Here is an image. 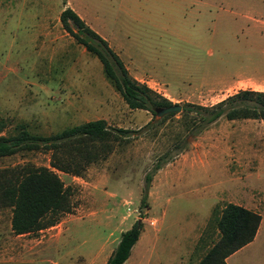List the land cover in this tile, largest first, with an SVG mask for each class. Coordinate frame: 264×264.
Wrapping results in <instances>:
<instances>
[{
	"label": "rangeland",
	"instance_id": "1",
	"mask_svg": "<svg viewBox=\"0 0 264 264\" xmlns=\"http://www.w3.org/2000/svg\"><path fill=\"white\" fill-rule=\"evenodd\" d=\"M64 1L0 0V118L7 124L0 134L19 122L48 134L104 118L138 130V136L116 144L82 176L55 169L72 186L73 206L54 225L15 234L10 207H1L0 264H104L136 220L143 222L137 242H149L145 226L156 227L163 210L172 223L169 244L191 220L192 252L185 264H195L217 238L212 225L224 204L254 203L264 217V119L221 117L184 142L181 112L146 127L153 113L129 108L105 78L100 59L64 29L57 14ZM70 1L113 39L133 77L149 80L173 103L209 105L239 89L264 91V31L250 28L248 20H217L188 7L175 19L132 20L117 0ZM178 144L184 149L175 154ZM167 152L171 161L153 174L144 206V175ZM49 160V151H18L0 156V167L50 166ZM261 238L241 250L235 264H264V229Z\"/></svg>",
	"mask_w": 264,
	"mask_h": 264
},
{
	"label": "trees",
	"instance_id": "2",
	"mask_svg": "<svg viewBox=\"0 0 264 264\" xmlns=\"http://www.w3.org/2000/svg\"><path fill=\"white\" fill-rule=\"evenodd\" d=\"M60 21L87 51L96 55L101 63L105 78L121 95L129 108L145 109L153 113L145 126L154 127L177 112L162 117L155 116V108L174 104L147 83L133 77L120 55L108 41L90 27L71 7L66 6L59 14ZM181 120L192 140L219 118L264 119V91L239 89L225 98L209 105L185 102ZM0 118V132L6 126ZM138 130L122 126H111L104 118H95L63 127L48 134L32 131L28 124H15L12 132L0 134V156L18 151L44 150L50 152V166L30 162L0 167V208L10 207L11 229L15 234L35 232L54 225L62 214L72 209V186L66 185L56 170L82 176L87 166L105 159L116 144L137 137ZM181 146L178 144L177 147ZM182 146L175 154L180 153ZM169 152L144 175L142 205L145 204L153 174L171 161ZM212 231L217 230L207 250L195 264H227L226 257L251 241L258 229L261 214L241 204L227 202L215 213ZM143 222L136 220L121 232L120 239L104 264H123L138 241ZM203 244L201 247H206Z\"/></svg>",
	"mask_w": 264,
	"mask_h": 264
},
{
	"label": "crops",
	"instance_id": "3",
	"mask_svg": "<svg viewBox=\"0 0 264 264\" xmlns=\"http://www.w3.org/2000/svg\"><path fill=\"white\" fill-rule=\"evenodd\" d=\"M119 6L125 7L126 15L132 20L145 19L151 16L170 17L175 19L180 15L182 11L180 8H189V13H195L197 8L204 9L206 16H211L213 19L220 20L224 17H235L248 20L252 23L250 28L255 29L258 33L264 31V0H117ZM73 8L80 17L95 31H97L102 37H104L109 45L120 55L125 65L127 62L124 59V53L116 47L113 39L104 34L100 29L94 27L92 22L86 19V13L73 6L70 0H65L61 5L57 14L66 7ZM229 7L239 8L237 11L229 9ZM141 8V9H138ZM168 8V9H166ZM199 14H202V10H199ZM59 16V15H58ZM61 39V38H60ZM59 40L54 37L52 41ZM72 40H70L71 42ZM128 67V66H127ZM136 79L149 83V80L142 79L136 76ZM160 169V168H159ZM241 204L249 209L257 211L261 214V220L256 231L254 238L235 250L233 253L226 257L227 264H235L238 259L236 255L243 249H247L257 242H263L261 234L264 229V217L261 209H258L252 204H246L244 202H234ZM159 223L155 227L151 224L145 226V234L150 237L149 242H136L130 252L128 258L123 264H185L188 256L192 252V228L191 220H186L184 223V230L176 237V242H166L167 232L172 226V223L166 218V213L163 210L159 216ZM152 223V222H151ZM140 243V245H138ZM171 245L170 250H167ZM166 247V248H165Z\"/></svg>",
	"mask_w": 264,
	"mask_h": 264
},
{
	"label": "water",
	"instance_id": "4",
	"mask_svg": "<svg viewBox=\"0 0 264 264\" xmlns=\"http://www.w3.org/2000/svg\"><path fill=\"white\" fill-rule=\"evenodd\" d=\"M182 110V105L179 103H174L169 106H161L155 108V116L157 118L162 117L163 115L170 113V112H179Z\"/></svg>",
	"mask_w": 264,
	"mask_h": 264
}]
</instances>
